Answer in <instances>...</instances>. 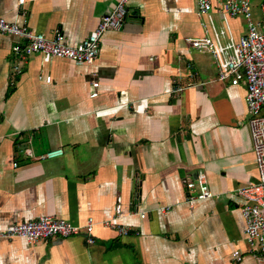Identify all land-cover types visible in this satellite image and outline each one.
<instances>
[{"label":"crops","instance_id":"crops-1","mask_svg":"<svg viewBox=\"0 0 264 264\" xmlns=\"http://www.w3.org/2000/svg\"><path fill=\"white\" fill-rule=\"evenodd\" d=\"M117 1L0 0V17L75 46ZM229 25L239 39L240 19ZM203 35L197 0H131L92 65L21 59L12 53L21 40L0 33V230L93 218L96 239L0 240V264H264L249 252L237 193L259 182L247 90L219 81L213 58L187 41ZM200 173L214 195L190 207L198 191L187 184ZM119 199L127 236L103 225Z\"/></svg>","mask_w":264,"mask_h":264},{"label":"built area","instance_id":"built-area-1","mask_svg":"<svg viewBox=\"0 0 264 264\" xmlns=\"http://www.w3.org/2000/svg\"><path fill=\"white\" fill-rule=\"evenodd\" d=\"M131 0H118L115 8L100 20L98 26L87 38L72 46L67 43L62 32H55L52 37L31 30L24 20L23 24L11 22L0 17V33L14 36L21 40L15 44L12 53L21 59H27L33 54H41L44 61L54 58L67 59L78 66L92 65L98 59L101 50V40L108 31H119L124 27L128 16V4ZM25 0H19L23 5ZM252 0H197L198 15L205 35L192 37L187 41L192 48L209 54L217 67L218 80L230 81L233 86L244 84L247 90L246 104L248 106V126L253 142V149L259 171V182L242 186L237 189L238 195L246 200L242 208L245 220V236L249 252L253 255H264V0L261 5L263 22L256 23L253 19ZM218 12L226 22V28L220 29L215 24L214 12ZM242 17L247 27L244 33L236 39L231 32L229 21ZM18 70L19 68L16 67ZM51 82V77L40 76ZM99 82L93 83L92 98L98 96ZM185 88L179 86L173 89L174 94L183 93ZM62 154V150L49 152L44 157H54ZM188 191H198V194L187 198L186 203L193 207L200 200L213 198L206 173L198 174L197 178L187 184ZM121 199L116 207V215L103 221L107 228L117 230L120 236L130 232L128 225L119 222L121 218ZM141 215L144 217L145 213ZM95 220L89 218L84 227L49 216H40L34 220L7 225L0 230V240L24 239L34 245L42 240L52 238L68 239L83 236L89 245L96 242L93 231ZM234 257L241 259L240 253Z\"/></svg>","mask_w":264,"mask_h":264},{"label":"rangeland","instance_id":"rangeland-1","mask_svg":"<svg viewBox=\"0 0 264 264\" xmlns=\"http://www.w3.org/2000/svg\"><path fill=\"white\" fill-rule=\"evenodd\" d=\"M262 2H263V0H252V3H251L253 19H254V21L256 23L263 22V17H262V14H261ZM239 19L241 21V27L243 29H246L247 24H246L245 20L242 17H239ZM220 24H219V27L221 26ZM260 115L264 116V108L261 110V114Z\"/></svg>","mask_w":264,"mask_h":264}]
</instances>
